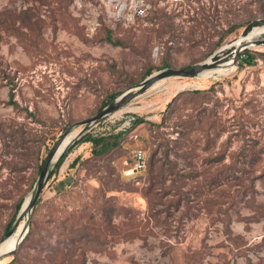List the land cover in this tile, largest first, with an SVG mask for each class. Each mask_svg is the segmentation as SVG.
<instances>
[{"label": "rangeland", "instance_id": "rangeland-1", "mask_svg": "<svg viewBox=\"0 0 264 264\" xmlns=\"http://www.w3.org/2000/svg\"><path fill=\"white\" fill-rule=\"evenodd\" d=\"M25 7L34 8L39 28L14 30L16 22L13 27L0 25V127L22 122L28 131L43 129L57 140L65 122L95 114L107 93L139 83L147 68L158 71L164 59L174 68L200 62L237 38L250 20L264 17V0H0V10ZM103 27L124 45L98 40ZM250 50L264 52V45ZM232 65L225 75L206 79H162L91 124L87 131L97 134L122 130L134 116L144 118L103 156L92 157L91 143L83 142L66 154L55 172L52 168L32 223L31 213L21 217L24 235L2 264H79L81 253L85 264H184L185 255L203 244L209 254L202 264H264V56L256 55L251 65H239L235 58ZM192 89L205 94L172 100ZM26 111H33L45 126ZM83 126H73L70 132ZM204 130L209 131V142ZM163 138L179 172L183 167L206 174L203 160L222 150L223 162L233 161L230 195L222 199L231 213L232 240L223 234L216 215L210 217L202 208L205 198L216 196L198 191V181L189 178L182 187L191 191L189 217L178 219L180 212H174L176 219L167 223L150 218L143 194L146 165L132 169L133 151L143 150L145 164L152 154L157 166ZM244 143L261 149L251 166L241 163ZM74 159L79 161L69 166ZM13 160L21 166L22 157L11 159L0 139V241L17 199L28 197L38 175L34 166L14 169ZM250 178L252 189L240 197L238 190L248 186ZM104 197L118 209L116 223L127 220L121 207L126 208L139 214L145 233L126 240L104 235L97 212ZM89 215L93 217L87 221ZM84 224L94 228L90 242L77 239L88 229Z\"/></svg>", "mask_w": 264, "mask_h": 264}, {"label": "trees", "instance_id": "trees-1", "mask_svg": "<svg viewBox=\"0 0 264 264\" xmlns=\"http://www.w3.org/2000/svg\"><path fill=\"white\" fill-rule=\"evenodd\" d=\"M40 18L35 14L33 7H25L16 9H2L0 10V25L13 27L15 22L17 23L16 28L14 30H18L21 28L26 29H34L39 28L41 24ZM236 26H231L228 30H232ZM102 35L99 36L98 40L108 42L113 45H124V43L118 38L114 37L111 29L103 27ZM38 35V34H36ZM172 35V34H171ZM173 36V35H172ZM256 55L264 56V52H256L250 49H244L241 51L237 57L239 65L247 64L251 65L254 63ZM170 67L167 61L163 60V65L160 67L166 68ZM151 73V68H147L145 71L144 77ZM119 92L107 93L102 99V106L105 105L111 98L117 95ZM202 95L205 94L203 90L200 89H192L181 91L177 95L173 97V101L180 98L183 95ZM10 101L12 104L17 106V103L12 98V93H10ZM27 114L31 117V119L35 122H39L40 124L45 126L43 120L38 118L33 111H26ZM144 118L139 116H134L129 121V126L123 128L122 130H113L105 133L98 132L97 134H93L90 131H86L81 134L75 141L68 147V149L59 157V159L54 164L53 172H55L61 163L63 162L66 154L72 150L75 146L83 142L91 143V156L92 157H100L104 154L112 151L116 148L120 142L124 139L126 132L128 129L132 128L134 125L143 122ZM24 123L16 122V123H6L0 127V139L2 140L3 146L6 148L8 153H11V159L15 156L22 157L21 166H16L19 162L18 160H13V168H17L20 171L24 170L28 167L34 166L36 172L38 173L41 165L55 144L57 139H54L53 135H48V131L43 129H37L35 132L28 131L24 128ZM68 125L67 122L63 125V128H66ZM184 132L180 131V136H184ZM187 130L186 133H188ZM188 135V134H187ZM204 136L207 137V142H209V131L204 130ZM186 137V136H185ZM159 146H161V156L160 162L156 166L153 160V155L151 154L146 160L145 167V182L147 183L143 188V194L148 199V215L151 219H154L157 223H167L170 218L173 219L174 212H180L177 218H181L185 216L189 217L190 212V189H185V184H187L184 179L189 178L190 180L198 181L195 185V189H200L207 193V195L211 193V195L216 196V199L212 200L210 198H205L203 203L205 206L204 211L212 216L211 214H215V219L221 221L222 232L228 240H232L233 236L231 233L230 223H231V213L229 206H223L224 201L222 199L224 196L229 197V192L227 191L229 188L230 180L234 177L233 175V161L229 163L223 162L226 157L225 150L222 152H218L216 156H208L203 160V164L206 165V174L200 173V171L194 170V168H189L187 171L185 168L181 167L180 172L176 170L175 167L177 163L169 158V151L171 150L169 146L168 139L163 138L160 141ZM256 145L254 143H244L240 147V153L242 158V164L252 165L256 163L259 154L261 153V149L255 150ZM43 150L46 155L43 156ZM13 157V158H12ZM248 159V160H247ZM79 159H74L69 166L75 165ZM187 165L190 167L189 162ZM216 165V166H213ZM247 165V166H248ZM211 167H213L211 169ZM170 177V175H172ZM183 179V180H182ZM250 182L248 186L246 184H242L241 190H238V195L240 197L245 196L247 189H252L253 178L249 179ZM35 181V180H34ZM60 185L64 184V181L61 180L58 182ZM25 199V195L22 194L17 199L14 205V211L11 218L5 225L4 233L8 231L10 226L12 225L15 216L17 215L23 201ZM107 201H102L98 206L97 212L99 216V226L100 230L104 232V235H109L113 240H121V239H133L140 237L145 233L144 228L146 224L142 222V218H140L139 214L132 213L131 210L121 207L124 210L123 217L127 219L125 222L116 223L115 213L118 212V209L114 206V204L108 203L110 200L107 197H104ZM40 198H37L32 209H31V220L29 224L32 223L33 213L36 209V205L39 203ZM159 205V206H157ZM120 213V212H119ZM117 213V214H119ZM213 214V215H214ZM183 215V216H182ZM93 215H89L87 221L90 220ZM175 217V216H174ZM178 218V219H179ZM214 219V218H213ZM181 222V220L177 221ZM92 223V222H91ZM84 227L88 228L86 231L82 232L80 236L77 238L79 241L82 238H87V242H90V234L92 232V226L84 224ZM238 237V236H237ZM74 241V238H70V243ZM171 246V244L169 245ZM207 246L205 244L201 245V247L191 250L189 254L185 255L184 264H202L201 259L204 255L209 254L207 252ZM14 254V253H13ZM15 258L11 260L10 263L14 262ZM79 264H85V257L83 253L80 254V258H78Z\"/></svg>", "mask_w": 264, "mask_h": 264}, {"label": "water", "instance_id": "water-1", "mask_svg": "<svg viewBox=\"0 0 264 264\" xmlns=\"http://www.w3.org/2000/svg\"><path fill=\"white\" fill-rule=\"evenodd\" d=\"M264 24V17L263 18H256L250 20L242 29L241 33L237 38L232 39L229 42L237 41V44L233 48L232 51L226 50V52H223L224 54L221 56L219 55V51L222 49L221 46L213 51L206 59L194 63L192 65L180 67V68H174V67H166L159 69L156 72H153L149 75H147L145 78H143L139 83L133 85L132 87L127 88L126 90L118 93L113 98H111L104 106H102L95 114L82 119L78 122L70 123L64 130L62 136L55 142V144L52 146L48 154L46 155L41 168L38 172L37 178L35 180V183L33 185L32 192L28 195V197L23 201L15 220L13 221L12 225L8 229V231L5 234L6 238L10 234H12L15 231L16 226L18 225V222L20 221L21 217L25 214L28 216L31 212V209L38 198L41 189L43 188L45 181L50 174L52 168L54 167V164L59 159V157L68 149V147L75 141L76 138H78L81 134L87 131L88 127L101 119L102 117L106 116L107 114L115 111L116 109L122 107L126 103H128L130 100L135 98L136 96L142 94L145 90L150 88L152 85L157 83L158 81L168 78V77H196L200 76L201 74L214 70L216 68H219L222 63L223 59L227 55H231L232 57V63L234 62L235 58L238 57L239 53L243 51L244 49H250L255 46L264 45V36L261 38H250V33L255 27H258L260 25ZM193 87V86H192ZM191 87V88H192ZM189 87H186L188 89ZM84 125L83 128L75 132L73 136L69 139L67 144L63 146L62 149H60V144L63 139L73 128V126L77 125ZM23 232L21 233L19 237L20 239L23 237ZM1 242V241H0ZM15 248H13L10 252H12ZM9 252V253H10ZM0 256H1V248H0Z\"/></svg>", "mask_w": 264, "mask_h": 264}, {"label": "bare ground", "instance_id": "bare-ground-1", "mask_svg": "<svg viewBox=\"0 0 264 264\" xmlns=\"http://www.w3.org/2000/svg\"><path fill=\"white\" fill-rule=\"evenodd\" d=\"M263 36H264V24H262V25H260L258 27H255L252 30V32L250 33V38H254V39L261 38ZM236 44H237V41L236 40L235 41H232V42H226V43H224L221 46L222 49L219 51V55L222 56L224 54L223 52H226V50L232 51ZM232 68H233V65H232V57H231V55H227L223 59V63H222V65L219 68H216L214 70L205 72V73L201 74L199 77L200 78H203V79H206V78L212 77V76L225 75ZM155 85H157V83H155L151 87H153ZM74 133L75 132H70L65 137H63V139L61 141V144H60V149H62L63 146H65L67 144V142L73 136ZM23 228H24V223L22 221H20L19 224L16 226L15 231L12 234H10L9 236H7L6 238H4L0 242V248H1L0 264L4 263L8 259V257H9L8 256L9 252L13 248H16V246H17V244L19 242V237H20L21 233L23 232Z\"/></svg>", "mask_w": 264, "mask_h": 264}, {"label": "built area", "instance_id": "built-area-1", "mask_svg": "<svg viewBox=\"0 0 264 264\" xmlns=\"http://www.w3.org/2000/svg\"><path fill=\"white\" fill-rule=\"evenodd\" d=\"M176 1V0H173ZM145 165V159H144V152L142 149H135L133 151V163H132V169L133 170H140Z\"/></svg>", "mask_w": 264, "mask_h": 264}]
</instances>
